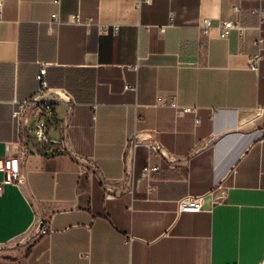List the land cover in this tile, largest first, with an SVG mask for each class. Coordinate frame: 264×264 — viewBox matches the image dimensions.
<instances>
[{
  "label": "crops",
  "instance_id": "crops-1",
  "mask_svg": "<svg viewBox=\"0 0 264 264\" xmlns=\"http://www.w3.org/2000/svg\"><path fill=\"white\" fill-rule=\"evenodd\" d=\"M258 6L0 0V158L15 151L20 176L0 187V264H264V50L248 68ZM75 14L91 25L71 23ZM226 20L247 27L243 37L223 35ZM41 65L50 89L18 129L13 103L36 95ZM42 101L60 124L56 155L31 153ZM148 163L160 171L142 177ZM193 195L201 210L179 211Z\"/></svg>",
  "mask_w": 264,
  "mask_h": 264
},
{
  "label": "built area",
  "instance_id": "built-area-1",
  "mask_svg": "<svg viewBox=\"0 0 264 264\" xmlns=\"http://www.w3.org/2000/svg\"><path fill=\"white\" fill-rule=\"evenodd\" d=\"M234 10H238V6L233 7ZM259 16V23L256 27H254L256 31V36L253 40V44L255 46V53L249 56L248 58V68L254 72H257L259 69L260 61L262 59V50H264V34H262V25H264V9L261 6H258L254 9ZM52 21L59 22L57 13L52 14ZM73 24L77 25H84L89 27L92 23L91 19L82 20L79 15L75 14L72 15L71 19L69 20ZM209 19H204L202 23L203 28L209 27ZM172 25V19L170 16L169 23L167 25H163L159 27V30L163 32L167 26ZM99 29L102 32L107 31V25L103 23L98 24ZM236 30L240 37H243L245 30L247 27L243 26L239 21H232L226 20L220 23V30L221 33L224 35L229 30ZM46 66L41 65L37 74H36V81H37V88H36V95L32 99H22L19 101H15L13 103L12 111H11V118L14 125L19 129L20 120L29 106L30 103L36 102L37 96L42 95L46 91H48L49 84L46 79ZM175 99L174 96L169 97V101H173ZM162 96L156 97V103L158 104H166V101ZM39 113L33 115L34 123L31 128L32 136L35 140V147L42 150L46 155H56L62 153L64 151V147L62 144L61 138H54L51 136L53 132H60V124L58 120L55 118L54 111L52 108V102L50 101H42L38 105ZM183 111H191V107H183ZM18 137V136H17ZM139 143L137 139V134H133L128 136L125 141V149L126 150H133L134 147ZM149 152L158 151L160 155L165 156L164 153L161 152L160 146L156 143H150L146 145ZM18 167H19V158L15 151H11L5 157L0 158V171L4 173V178L0 182V187L5 183H11L15 179L20 181V176L18 175ZM160 171V167L157 165H152L148 163L141 172L142 177H150L153 173H158ZM79 175L88 174V167L87 166H80ZM216 189L220 191L221 196L225 195V188L221 186H216ZM203 202V195H193V196H186L178 200V210L179 211H186V212H199L202 208ZM50 232V225L49 223L45 222L40 227V235L44 236ZM131 236H128V242L131 241Z\"/></svg>",
  "mask_w": 264,
  "mask_h": 264
},
{
  "label": "trees",
  "instance_id": "trees-1",
  "mask_svg": "<svg viewBox=\"0 0 264 264\" xmlns=\"http://www.w3.org/2000/svg\"><path fill=\"white\" fill-rule=\"evenodd\" d=\"M31 153L33 154H39V155H46V153H44L42 150L38 149L37 147H35V145L33 146Z\"/></svg>",
  "mask_w": 264,
  "mask_h": 264
}]
</instances>
